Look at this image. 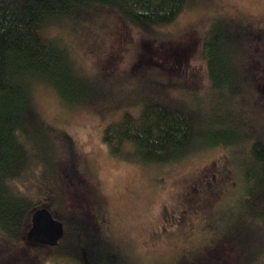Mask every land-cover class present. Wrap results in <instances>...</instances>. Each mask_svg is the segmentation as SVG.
<instances>
[{
	"label": "rangeland",
	"instance_id": "obj_1",
	"mask_svg": "<svg viewBox=\"0 0 264 264\" xmlns=\"http://www.w3.org/2000/svg\"><path fill=\"white\" fill-rule=\"evenodd\" d=\"M84 18L47 23L41 34L68 49L75 72L92 85V100L69 106L44 80L28 84L45 133L41 139L34 128L29 139L38 152L55 151L59 178L54 186L15 181L20 194L63 221L64 237L56 247L31 245L26 229L13 246L0 233V264H86L88 241L117 264H264V221L244 212L243 176L253 138L264 144V0H191L169 25L143 29L103 8ZM217 22L253 33L229 37L234 80L220 94L204 53ZM145 103L183 107L200 132H233L229 146L196 147L162 164L142 162L126 143L111 153L104 128L124 114L139 116Z\"/></svg>",
	"mask_w": 264,
	"mask_h": 264
},
{
	"label": "trees",
	"instance_id": "obj_2",
	"mask_svg": "<svg viewBox=\"0 0 264 264\" xmlns=\"http://www.w3.org/2000/svg\"><path fill=\"white\" fill-rule=\"evenodd\" d=\"M190 1L0 0L2 241L8 240L13 246L19 244L22 232L29 227L32 213L43 207L31 197L20 194L15 181L22 184L25 177L34 182L44 179L54 186L60 175L55 151L51 154L48 150V154L42 150L38 152L34 141L29 139L35 132L34 128L38 130L36 136L40 135L42 139L45 135L35 123L28 94L29 82L44 80L69 106L82 105L92 100L89 94L91 83L75 72L70 53L60 41L48 39L41 34L44 25L68 18L85 19L92 10L98 8L114 11L127 24L141 29L169 25ZM237 27L230 30L217 22L210 27L205 37L207 74L211 88L219 94L223 90L231 91L234 80L231 68L234 67L232 64L235 65L236 52L230 47L229 37L233 40L253 34L246 26ZM259 36L264 38V30L259 32ZM197 122L183 107L145 103L139 116L124 114L118 122L107 125L102 139L113 154L120 150L118 147L121 144L126 143L135 147L142 162L156 164L174 161L196 147L216 144L229 146L227 144L233 132L221 131L219 126H215V131L200 132ZM214 124L218 125L216 122ZM250 156L252 165H247L243 174L249 198L244 212L253 219L264 221V144L258 138H253L251 142ZM37 174L41 177L37 178ZM87 246L91 247L92 253L90 256L87 254L90 259L86 264H117L118 260L112 254L96 251L89 241ZM77 262L74 260V263Z\"/></svg>",
	"mask_w": 264,
	"mask_h": 264
},
{
	"label": "water",
	"instance_id": "obj_3",
	"mask_svg": "<svg viewBox=\"0 0 264 264\" xmlns=\"http://www.w3.org/2000/svg\"><path fill=\"white\" fill-rule=\"evenodd\" d=\"M63 224L55 219L49 210L43 206L35 210L30 218V226L25 240L32 245L55 246L63 237Z\"/></svg>",
	"mask_w": 264,
	"mask_h": 264
},
{
	"label": "flooded vegetation",
	"instance_id": "obj_4",
	"mask_svg": "<svg viewBox=\"0 0 264 264\" xmlns=\"http://www.w3.org/2000/svg\"><path fill=\"white\" fill-rule=\"evenodd\" d=\"M82 177V176H81ZM95 210L97 211L98 210V212H97V214L96 215H98V216H103V212H102V209H101V207L100 206H96L95 207ZM51 213H52V215L53 216H55V214L51 211ZM56 217V216H55ZM57 219H59V218H57ZM60 220V219H59ZM61 221V220H60ZM105 221V220H104ZM62 223H63V221H62ZM99 223V222H98ZM105 225V222L104 223H102V226H104ZM99 227H101V226H99ZM63 228H64V233H65V227H64V223H63ZM63 237H64V235H63ZM63 239V238H62ZM56 247V246H55ZM69 257H71L72 259H74V260H77V257H75V256H69ZM81 261V260H80Z\"/></svg>",
	"mask_w": 264,
	"mask_h": 264
}]
</instances>
